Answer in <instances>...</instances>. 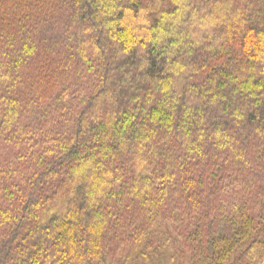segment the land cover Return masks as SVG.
<instances>
[{"label": "trees", "instance_id": "16d2710c", "mask_svg": "<svg viewBox=\"0 0 264 264\" xmlns=\"http://www.w3.org/2000/svg\"><path fill=\"white\" fill-rule=\"evenodd\" d=\"M0 264H264V0H0Z\"/></svg>", "mask_w": 264, "mask_h": 264}]
</instances>
